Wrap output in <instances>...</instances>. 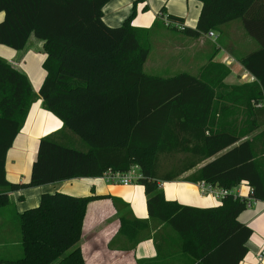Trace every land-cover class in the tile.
Masks as SVG:
<instances>
[{
	"label": "trees",
	"instance_id": "16d2710c",
	"mask_svg": "<svg viewBox=\"0 0 264 264\" xmlns=\"http://www.w3.org/2000/svg\"><path fill=\"white\" fill-rule=\"evenodd\" d=\"M108 1L0 0V44L20 50L31 34L42 41L45 76L38 95L45 109L88 146L86 151L71 147L61 131L44 136L28 181H8L6 155L35 92L22 71L0 58V188L13 191L136 166L147 203L162 205L165 197L157 180L180 177L202 162L184 179L224 188L242 184L252 189V197L264 200V0H198L194 28L167 26L197 38L240 20L258 47L237 59L253 77L238 84L224 82L230 71L213 61L214 56L197 74L183 71L166 78L147 74L143 66L150 51L148 29L131 24L134 5L121 25L105 24L102 9ZM163 11L164 6L159 10L162 17ZM165 18L182 23L174 15ZM159 21L155 26H164ZM230 92L239 94L238 102L246 100L241 112L232 107ZM239 112L246 117L241 130L226 121ZM172 153L190 157L178 172L158 177L154 159ZM103 197L41 194L38 205L15 216L20 254L0 256V264H85L77 244L86 207ZM8 202L6 192H0V209ZM222 202L228 203L219 217L224 233L193 264H239L247 253L252 229L236 219L246 208L244 202L232 198ZM203 215L212 216L185 209L178 218L192 225Z\"/></svg>",
	"mask_w": 264,
	"mask_h": 264
},
{
	"label": "crops",
	"instance_id": "0c3cea01",
	"mask_svg": "<svg viewBox=\"0 0 264 264\" xmlns=\"http://www.w3.org/2000/svg\"><path fill=\"white\" fill-rule=\"evenodd\" d=\"M135 1L109 0L102 9L103 21L111 27L121 25L131 14L134 5L136 14L133 19H137V24H133V19L131 24L136 28L148 29L147 39L150 51L143 66V70L149 68V71H145L147 74L164 78L183 71H192L189 73L197 74L199 68L214 56L213 61L225 64L230 71L224 79L226 84L253 80V77L237 61L243 55L230 56L223 49L225 54L218 57L219 48L202 52L204 41L209 39L205 34L204 38L201 36L187 37L175 29L162 25L161 29L157 30L160 40L156 43L152 42L151 34H154V30L158 28L155 26L157 19L163 22L167 15L182 18L183 27L194 28L201 3L195 5L198 13L190 14L187 11L184 13L176 10L175 4L178 5V3L167 6L171 0ZM154 2H157L156 6ZM163 6L164 16L162 17L159 10ZM156 8L158 9L154 12ZM2 17L3 14L0 13V20ZM228 23H231L229 30L232 35L228 39L227 46L234 50L246 46L251 48V51L258 47L249 39L241 36L238 31L240 24L242 25L240 20ZM201 54L203 56L207 54L205 56L207 59L202 60ZM11 55L10 50L0 46V56H3L0 58L22 71L28 77L35 92L34 100L20 131L7 152L5 162L7 180L23 183L29 179L31 164L36 157L40 138L61 131L60 135L65 141L73 142V136L58 117L45 109L38 95L45 71L34 70L31 77L28 73L30 70L27 62L11 59ZM44 58L45 54L42 53L40 62ZM27 61L29 63L30 58ZM241 189L243 194H247L248 186L243 185ZM160 190L164 194L165 203L149 205L141 184H109L99 177H78L13 191H4L0 188V192H6L9 200L8 205L0 209V247L17 237L16 251L2 247L0 256L14 257L20 254L19 237H9L10 227L3 221L8 213H12L14 217L38 205L41 194L59 191L74 196L105 195L103 198L89 202L86 207L82 234L77 244L85 264H193L209 249L214 239H218L224 233V226L219 223V217L221 212L227 209L228 203L218 201L211 196L202 197L195 182L187 181L183 177L164 181ZM185 209L196 215L209 212L212 216L203 215L200 221L189 225L178 218ZM236 219L253 228L252 235L246 243L247 253L239 264H263L264 260H258L257 254L264 249V201L260 200L251 207L245 208ZM230 225L233 228V224Z\"/></svg>",
	"mask_w": 264,
	"mask_h": 264
},
{
	"label": "rangeland",
	"instance_id": "374dc122",
	"mask_svg": "<svg viewBox=\"0 0 264 264\" xmlns=\"http://www.w3.org/2000/svg\"><path fill=\"white\" fill-rule=\"evenodd\" d=\"M165 1V0H164ZM164 3V2H163ZM173 3H178V5L175 4V8L176 10H181L185 13V11H187L188 13H198V10L196 8L195 5H200V2L198 0H189V1H186V0H176L174 2V0H171V2H168L167 3V6L168 5H171ZM157 5V2H154V6ZM161 5V4H160ZM160 7V6H159ZM158 8H156V10L154 12L157 11ZM151 12V8L149 10ZM197 15V14H196ZM237 20L235 21H232V22H236ZM239 21V20H238ZM133 24H137V19L135 20V18L133 19ZM231 23H228V24H225L223 26L220 27V31H215V33L219 36L220 35V38L218 40H213V39H206L204 41V47H202V52L206 51V50H213L216 48H219V51H220V54L218 57H221L222 54H226L227 55H245L247 54L249 51H251L250 49L251 48H248L246 46H243V47H240L239 50H234L231 49L229 46H227L226 44L228 42V39H230L231 37V31L229 30V26H230ZM158 28H156L154 30V34H151V39H152V42L156 43L160 40V37H159V34L157 33L159 29H161L162 26H157ZM164 27H167L164 25ZM238 31L241 33V36L244 37V38H247L251 41L252 44H254L255 46L257 45L256 41L253 40L252 38H250L246 33L245 31L243 30L242 28V25L240 24L239 26V29ZM204 34L201 35V37L204 38L203 36ZM154 37V38H153ZM41 44H42V41L40 39H38L37 37H35L34 35H31L25 45V47L23 49H20V50H15V49H12L8 46H5V45H2L0 44L1 47L3 48H6L7 50H10V52H12V55H11V59H16V61H23V63L26 61L27 62V65L29 66V76H33V72L34 70H38L40 72H43V69H42V62L41 59H42V53H43V50H42V47H41ZM204 48V49H203ZM225 49L226 51L223 52ZM230 50L232 52H230ZM202 55V60L205 58V56ZM3 58V56H0ZM30 58V62L28 63L27 59ZM207 58H205L204 60H206ZM7 60V59H6ZM150 60V59H149ZM9 61V60H8ZM32 69V70H31ZM144 71H149V68H145ZM189 72H192V71H189ZM37 73V71H36ZM228 88V87H227ZM225 87L224 90H228ZM227 92V91H226ZM230 98L232 100V107L235 109H238L240 112L242 111V108L244 107V101H246L244 99V101H242L241 103L238 102L237 99L239 97V94H236V93H233V92H230ZM226 102H228V100ZM227 104V103H226ZM236 112V110H235ZM237 113V115L235 116H230L226 119V121L228 122V124L230 125H234L236 127H238V129L241 130L242 126L245 125L244 122L246 120V117L242 114V113ZM220 121L223 123V120L220 119ZM225 122V120H224ZM260 129L254 131L253 133L249 134L246 136V138H250L252 137V135L256 134L257 132H259ZM70 133V132H69ZM71 136H73V142H68V144L71 146V147H74L78 150H82V151H86L88 149V146L87 144L82 141L79 137H77L76 135L70 133ZM190 156L186 155V154H183V153H172V154H160V155H157L156 158L154 159V164H156V170H157V173H158V177H161L163 174H166V173H174V172H178V170H180L181 168H183L184 164H186L189 159ZM202 163V162H201ZM199 163L196 167H194L193 169L189 170L188 172H185L183 174H181L180 177H183L185 178L188 174H191L192 172H194L199 166L200 164ZM3 221L5 222L6 225H8L10 227V230H11V233H10V236L9 237H15V236H18L19 239H18V243H19V248H21V245H20V231H19V228H18V223L16 221V218L15 216L12 217V213H8L7 217L3 219ZM252 230L253 228L251 226H249ZM9 243L8 244H4L2 245L0 248H7V249H10L12 250L13 252L16 251V242H17V237L8 241ZM264 249L260 250L257 254V256L263 251ZM15 255V254H13ZM11 257V256H10ZM16 257V256H14ZM258 259V258H257ZM259 260V259H258ZM257 260V261H258ZM259 263V261H258ZM264 264V263H263Z\"/></svg>",
	"mask_w": 264,
	"mask_h": 264
},
{
	"label": "built area",
	"instance_id": "2783aa9c",
	"mask_svg": "<svg viewBox=\"0 0 264 264\" xmlns=\"http://www.w3.org/2000/svg\"><path fill=\"white\" fill-rule=\"evenodd\" d=\"M165 26H177L179 29H182L183 26L179 23L172 22L168 20L167 18H164L163 20ZM209 39L217 40L218 35L215 33V31L211 30L205 34ZM142 177L141 172L136 166H131L126 171H115L111 168L106 169L99 178L102 179L104 182L109 184H119V185H130L133 183H138V180ZM164 181L163 180H157V188L161 189L163 186ZM199 193L202 197L205 196H211L215 198L218 201H222L226 198H232L234 200H239L244 202V205L246 208L251 207L252 205L256 204L258 201L254 197H252V189L248 187L247 194L242 193V184H239L232 188H224L217 184H211L208 182H205L203 180H199L195 182ZM264 201V200H263ZM258 259L260 261L264 260V251H262L258 255Z\"/></svg>",
	"mask_w": 264,
	"mask_h": 264
}]
</instances>
